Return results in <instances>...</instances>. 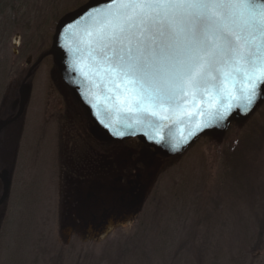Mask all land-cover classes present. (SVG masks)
Wrapping results in <instances>:
<instances>
[{
  "label": "rangeland",
  "instance_id": "obj_1",
  "mask_svg": "<svg viewBox=\"0 0 264 264\" xmlns=\"http://www.w3.org/2000/svg\"><path fill=\"white\" fill-rule=\"evenodd\" d=\"M88 1H0V122L16 117L20 88L30 87L22 115L0 131V167L12 170L14 179L0 210V264H264V100L244 124L230 122L221 139L202 135L179 156L156 160L136 221L119 222L93 238L76 225L68 236L69 223L80 214L69 202L79 203L80 195L71 184L76 179L67 177L77 159L61 152L60 124L69 132L81 126L76 134L82 149L93 143L100 157L112 149L94 142L88 123L63 104L52 80L56 26ZM51 114L63 121L54 118L46 127ZM100 162L104 168L95 179L109 188L118 166ZM97 193L106 200V192Z\"/></svg>",
  "mask_w": 264,
  "mask_h": 264
},
{
  "label": "snow or ice",
  "instance_id": "obj_2",
  "mask_svg": "<svg viewBox=\"0 0 264 264\" xmlns=\"http://www.w3.org/2000/svg\"><path fill=\"white\" fill-rule=\"evenodd\" d=\"M58 38L73 39L81 53L73 56L61 44L73 57L69 71L86 49L97 70L122 82L130 94L122 109L120 95L111 98L116 109L156 131L166 127L162 120L177 122L190 96L203 99L215 91L219 98L210 118L197 127L202 132L223 127L235 109L247 115L264 93V0H103L65 23ZM226 83L238 97L225 94ZM91 107L95 111L96 105ZM96 115L114 136L125 135ZM181 147L171 145L173 151Z\"/></svg>",
  "mask_w": 264,
  "mask_h": 264
},
{
  "label": "water",
  "instance_id": "obj_3",
  "mask_svg": "<svg viewBox=\"0 0 264 264\" xmlns=\"http://www.w3.org/2000/svg\"><path fill=\"white\" fill-rule=\"evenodd\" d=\"M103 0H89L86 4L63 16L55 30V34L52 39V49L50 54L53 56V62L57 69V72L64 84L69 86L78 102H80L86 110L90 121L92 123L91 133L93 135H105L106 139H121L136 137L144 145L154 150L155 155H159L163 158H173L183 153L186 148L192 145L195 140L202 135H209L214 139H221L226 132L227 126L230 122L237 124H244L255 113V111L261 106L264 100V93L262 97L257 100L253 110L247 115L243 114L239 109H235L226 121H224L223 127H212L205 129L202 132H197L196 129L199 125L208 120L209 113L215 111L219 105V98L216 96L215 91L211 95H206L201 99L199 95H193L188 98V101L184 105V112L180 115L179 119L183 120H195V123H180L179 119L176 123L169 120L160 121L166 125L158 131L153 130L145 125L136 124L134 122V114L131 112H125L117 110L113 104L111 98L116 95H120L119 107H124L123 101L130 98V94L123 92L122 82L109 80L102 71L97 70L95 61L92 55H89L85 49L82 53L83 58L75 62L73 67L74 71H69L70 59H73L61 44L66 45L67 48L73 50V56H79L81 53L76 52V44L73 39L65 38L63 40L58 38V33L62 30L65 23L71 22L75 17L79 16L85 9L90 6L98 5ZM87 38H85L86 40ZM83 47V45H82ZM41 58L38 62H41ZM29 59L27 64L30 63ZM225 94L231 93L233 96L238 97V93L235 91V86L231 83L224 85ZM19 110L11 121L0 122V131L8 124L16 121L23 113L25 105L30 96V87L22 85L20 88ZM83 93V94H82ZM89 101L91 103H89ZM236 103L237 100H233ZM91 104L96 105L95 111L91 107ZM203 110V111H201ZM96 113H99L101 119H104L113 129L124 131L123 137L114 136L109 128H106L99 119H97ZM127 124H132V127H127ZM169 127L171 132L169 133ZM191 131V135L189 132ZM148 133V135H145ZM148 136H153L155 139H167L170 142L155 143L154 139H149ZM182 143V147L179 151H173L171 148L172 143ZM5 173V172H4ZM9 191V184H5L4 195L2 201L5 200Z\"/></svg>",
  "mask_w": 264,
  "mask_h": 264
},
{
  "label": "flooded vegetation",
  "instance_id": "obj_4",
  "mask_svg": "<svg viewBox=\"0 0 264 264\" xmlns=\"http://www.w3.org/2000/svg\"><path fill=\"white\" fill-rule=\"evenodd\" d=\"M53 79L56 83H58L57 86L60 91L57 93L60 95V99L64 101L63 104L73 107L72 111L74 112L77 110L76 114H74L77 117L79 116L80 120L82 117V121L88 123L89 133L91 137L96 139L94 142L97 144V141H100L104 142L105 145H112V149L107 150L109 155H103L101 156L103 158L100 159L101 157L100 154H98L99 151H97V146L93 143L90 147L82 149L83 142L80 138L78 139L79 133L76 134L79 130H81V126L79 127L78 125H75L71 129L74 132H69L67 131V125L62 123L60 124L61 128L57 130L58 132L56 136L58 138V145L64 146L62 147L61 152L65 153V155H69L73 161L75 158L77 159L74 167H72L73 169L68 170L67 177H70L72 180L76 179V181H71V184L75 182L77 184L76 187L78 186V188L75 187L73 189L76 195H80L76 196L78 198L77 200L75 199L79 203H73L74 200L71 199L70 201L72 202H69V204L72 203L70 204L72 207L71 210H75L78 214H80L76 219H72L71 223H69L72 227L68 236H72V229L76 225H78L79 228L86 234L92 235L93 238L94 236H100L102 232L109 230L119 222L128 221L129 223H133L139 217L146 203L147 193L151 187L152 177L155 171L152 168L154 167L156 160L164 159L155 155L152 149L148 146H145L134 139L109 140L106 139L103 134L93 135L91 133L92 123L83 106L76 100L70 87L64 85L59 76L55 78L53 76L52 80ZM60 108L61 107L56 105V110H60ZM55 115H49L46 127H50L52 119H57V117H59ZM59 119L60 121H63L61 117H59ZM16 126L17 123H14L13 136L20 140V132L16 131ZM50 142H52V140L48 141V143ZM116 143H121V145L118 146V148H113L117 145ZM91 152L93 153V158H90L89 156ZM82 155L86 158L83 160L85 161L84 164L80 167V165H77L76 163L80 161L79 158H82ZM100 160H102L103 163L105 162L104 165L109 166L112 161H116L114 163L118 166L117 171L119 174L116 180H113V183L111 182L109 188L104 186L101 187L99 180L95 179L100 171V168H104L101 165L102 163ZM143 168H145V170L147 168L150 170L147 176L144 173L145 171L142 170ZM132 169H134V172ZM4 172L7 173L5 174ZM12 176V170L0 167V210L2 211L6 207L5 203L8 201L12 190L14 191V188H12L14 183ZM6 183L9 184V191L5 200L2 201ZM85 188L87 191L84 197L83 193ZM97 192H106V200H102L100 197L98 198ZM82 199L86 200L85 210L83 209L85 204L80 202ZM101 205L103 207L99 210L98 207ZM83 210L85 212H83ZM66 220L67 219H65V221Z\"/></svg>",
  "mask_w": 264,
  "mask_h": 264
},
{
  "label": "bare ground",
  "instance_id": "obj_5",
  "mask_svg": "<svg viewBox=\"0 0 264 264\" xmlns=\"http://www.w3.org/2000/svg\"><path fill=\"white\" fill-rule=\"evenodd\" d=\"M42 61V60H41ZM38 65V64H37ZM29 99H30V96H29ZM29 99H28V101H29ZM28 101H27V103H28ZM27 103H26V105H27ZM17 105H18V107H19V101H18V103H17ZM26 105H25V107H26ZM49 140H52V137L50 136V139ZM10 155H13V153H11ZM161 158H163V157H161ZM173 158H175V157H173ZM173 158H170V159H173ZM164 160H168V159H165V158H163ZM156 167H157V163L155 162V165H154V167L152 168L153 170H155L156 169ZM149 169H147V170H145V175L147 176L148 175V173H149Z\"/></svg>",
  "mask_w": 264,
  "mask_h": 264
},
{
  "label": "trees",
  "instance_id": "obj_6",
  "mask_svg": "<svg viewBox=\"0 0 264 264\" xmlns=\"http://www.w3.org/2000/svg\"><path fill=\"white\" fill-rule=\"evenodd\" d=\"M1 1V0H0ZM2 3H0V5H1Z\"/></svg>",
  "mask_w": 264,
  "mask_h": 264
}]
</instances>
